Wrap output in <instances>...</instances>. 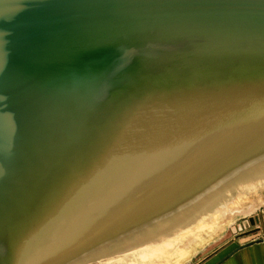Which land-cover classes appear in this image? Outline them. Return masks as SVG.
Listing matches in <instances>:
<instances>
[{
	"label": "water",
	"instance_id": "water-1",
	"mask_svg": "<svg viewBox=\"0 0 264 264\" xmlns=\"http://www.w3.org/2000/svg\"><path fill=\"white\" fill-rule=\"evenodd\" d=\"M263 211L264 0H0V264H190Z\"/></svg>",
	"mask_w": 264,
	"mask_h": 264
},
{
	"label": "crops",
	"instance_id": "crops-1",
	"mask_svg": "<svg viewBox=\"0 0 264 264\" xmlns=\"http://www.w3.org/2000/svg\"><path fill=\"white\" fill-rule=\"evenodd\" d=\"M261 215V232L252 238L228 242L202 264H264V216Z\"/></svg>",
	"mask_w": 264,
	"mask_h": 264
},
{
	"label": "rangeland",
	"instance_id": "rangeland-1",
	"mask_svg": "<svg viewBox=\"0 0 264 264\" xmlns=\"http://www.w3.org/2000/svg\"><path fill=\"white\" fill-rule=\"evenodd\" d=\"M261 214H263L264 216V211L262 213L261 212L256 213L254 217L261 218L262 217ZM252 229L253 227H250L248 223V219L240 220L235 225L229 226L222 235H220L218 238H216L215 240L211 241L210 243L205 245L203 248H201L195 255L194 259L192 260V263L190 262V264H195L201 261L202 259H205L206 257L213 254L215 251L220 249L222 246H224L228 242L234 240L236 236L241 235L245 232L251 231ZM254 236L255 235L247 236V237H244L243 239L252 238Z\"/></svg>",
	"mask_w": 264,
	"mask_h": 264
},
{
	"label": "bare ground",
	"instance_id": "bare-ground-1",
	"mask_svg": "<svg viewBox=\"0 0 264 264\" xmlns=\"http://www.w3.org/2000/svg\"><path fill=\"white\" fill-rule=\"evenodd\" d=\"M250 213H252V212H250Z\"/></svg>",
	"mask_w": 264,
	"mask_h": 264
}]
</instances>
